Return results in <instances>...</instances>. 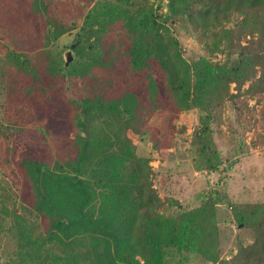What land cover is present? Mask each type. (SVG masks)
<instances>
[{"label":"trees","instance_id":"1","mask_svg":"<svg viewBox=\"0 0 264 264\" xmlns=\"http://www.w3.org/2000/svg\"><path fill=\"white\" fill-rule=\"evenodd\" d=\"M162 2L0 0V22L21 47L0 57L1 78L19 77V85L6 81V93L45 101L59 82L57 99L67 88L78 129L67 162L27 154L20 161L29 181L23 196L44 231L33 236L27 218L15 213L13 264H171L170 252L181 256L175 264L191 254L219 264H264V202L236 213L252 239L222 258L215 200L162 217L150 159L137 154L132 139L148 133L157 111L188 104L200 111L193 141L200 165L219 168V106L242 95L264 98V0H167L166 13ZM179 20L210 38V52L224 60L186 58L174 30ZM77 28L85 36L65 62L62 48L54 53L55 41Z\"/></svg>","mask_w":264,"mask_h":264},{"label":"rangeland","instance_id":"2","mask_svg":"<svg viewBox=\"0 0 264 264\" xmlns=\"http://www.w3.org/2000/svg\"><path fill=\"white\" fill-rule=\"evenodd\" d=\"M166 1L163 0L160 12L166 13ZM174 30L186 58L206 55L224 60L225 55L218 50L210 52L211 39L203 37L202 31L188 30L180 20ZM5 32L0 22V57L13 48H21ZM84 36L80 28L64 33L55 41V55L62 48L65 62L72 61L76 52L73 46ZM1 70L5 67L0 60ZM13 76L15 78L10 76L3 80L0 74V264H13L18 259L17 238L12 229L16 226L15 213L27 218V227L33 236L43 235L44 231L41 218L29 210L23 196L29 188L20 163L23 155L43 157L48 164L67 162L73 156L70 147L78 132L72 122L77 109L65 96L67 88L60 94L62 99H57L59 82H56V86L46 91L45 101L35 95L28 98L35 101L30 103L18 96L20 93H6L7 80L19 85L16 82L19 77L16 73ZM20 84L26 85L25 78H21ZM247 86L248 83L243 90ZM231 92H235L234 84ZM218 111L213 135L221 165L216 170L200 165V155L193 144L200 111L188 104L179 112L157 111L149 120L148 133L132 139L137 144V154L150 159L153 183L163 200L159 214L167 217L197 207L207 199L215 200L221 229V257L230 259L237 251L238 241L252 239L251 231L243 228L236 213L246 210L248 203L264 202V98L257 101V98L242 95L234 102L223 101ZM42 112L44 118L40 115ZM167 254L171 264L181 257L175 252ZM183 264L219 263L191 254Z\"/></svg>","mask_w":264,"mask_h":264}]
</instances>
